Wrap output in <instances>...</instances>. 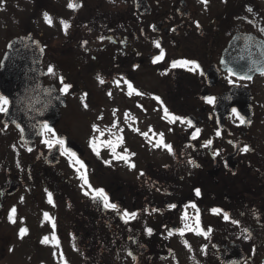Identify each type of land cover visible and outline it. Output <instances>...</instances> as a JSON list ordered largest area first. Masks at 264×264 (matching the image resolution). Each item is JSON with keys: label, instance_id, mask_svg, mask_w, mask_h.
Listing matches in <instances>:
<instances>
[{"label": "flooded vegetation", "instance_id": "af4514ba", "mask_svg": "<svg viewBox=\"0 0 264 264\" xmlns=\"http://www.w3.org/2000/svg\"><path fill=\"white\" fill-rule=\"evenodd\" d=\"M71 2L81 6L0 0V66L13 39L32 35L44 49L45 84L65 98L55 136L44 130L29 145L0 112V264H41L45 256L51 264H264V0ZM61 21L70 25L67 32ZM229 48L242 70L223 69ZM181 60L200 68L172 67ZM96 77L117 90L90 88ZM64 84L71 85L67 93ZM103 95L117 101L116 153L127 160L114 158L107 138L71 130L82 122L95 128ZM154 130L159 134L150 143ZM160 134L171 152L154 146ZM56 137L67 145L44 142ZM64 149L85 168L77 171ZM95 189L117 209L94 199ZM197 210L207 236L185 227H196Z\"/></svg>", "mask_w": 264, "mask_h": 264}, {"label": "water", "instance_id": "95a60500", "mask_svg": "<svg viewBox=\"0 0 264 264\" xmlns=\"http://www.w3.org/2000/svg\"><path fill=\"white\" fill-rule=\"evenodd\" d=\"M43 55L39 40L32 35L21 36L9 43L0 66V96L9 101L4 122L14 124L21 133V140L28 145L41 136L45 125L51 129L56 126L61 118V107L65 105V98L58 89L45 85ZM221 63L228 71L242 70L243 66L237 62V56L232 55L231 48L225 50ZM50 153H55V149Z\"/></svg>", "mask_w": 264, "mask_h": 264}, {"label": "snow or ice", "instance_id": "6c2138e0", "mask_svg": "<svg viewBox=\"0 0 264 264\" xmlns=\"http://www.w3.org/2000/svg\"><path fill=\"white\" fill-rule=\"evenodd\" d=\"M203 3L207 4L208 3V0H202ZM81 5H78V4H75L73 2H71L70 0V3L68 5L69 8H72L73 10H75L76 8L80 7ZM248 11H252L251 8L248 9ZM44 18H45V21L49 24V25H52L53 21L51 19V17L48 15V13H44ZM61 23L64 25V29L65 31L67 32V29L68 27L70 26L67 22L65 21H61ZM262 31H264V29H262ZM157 47H159V44L157 43ZM163 58V51L161 52V55L156 57L154 62L160 60ZM191 66V67H188V66ZM172 67L173 68H176V67H188V70L189 71H192V72H195L197 71L199 68H200V65L195 62V61H190V60H181V61H174L173 64H172ZM230 72H232V69H229ZM49 73H52L54 74V69L53 68H49ZM235 74V73H233ZM261 74H264V71H262ZM241 79H251L250 76H241L240 77ZM101 83H103L104 81L103 80H100ZM231 82V81H230ZM61 83L63 84L64 81H63V78L61 77ZM119 83V82H117ZM131 84H129V88H131ZM71 88V85L70 84H64V87L62 88V91L67 93V91ZM137 94H140V93H137ZM159 99V98H157ZM215 97H207L206 100L209 104H215ZM9 101L7 100V98L5 97H2L0 96V112H7V105H8ZM85 107H87V105L85 104ZM165 114L166 116L168 115V112H167V109L165 108ZM234 115L237 117V119H239L240 123L241 124H244L246 121H245V118L243 115L240 114V112L237 110V109H233L232 110ZM176 120H181V122H186L189 124V126H192V122L190 120L188 121H184L183 118L181 117H176V116H173L172 117V122H175ZM45 127V130L48 131V132H53V130L51 128H49L47 125L44 126ZM95 127V126H94ZM98 130V129H97ZM138 131V130H137ZM200 133V129H196V133L193 135V139H196L197 136L199 135ZM143 135L147 136L146 133H144ZM217 135H220V133L218 132ZM53 136H55V133L53 132ZM46 144H48L49 147H52L54 144H59L61 146L64 145V141L58 137H56L54 140H45L44 141ZM122 142V137L121 138H118L117 141L113 142V141H108L107 144L108 146L112 149V152H113V155H114V158L115 159H125L127 160V156H121L119 154L116 153V146L118 143ZM212 144V141L209 140L207 141L206 145L205 146H209ZM160 145H163L164 147H166L170 152L172 151L171 149V146L170 145H166L164 144V140H163V134H160V140L159 142L154 145V146H160ZM92 147H93V150L97 152V155H99V151L97 150V146H96V142L95 140L92 141ZM244 152H247L249 151V148L247 146H245L243 149H242ZM64 152L66 155H68L71 159L74 160V162L76 164H79L80 165V168L77 169V171H80V169H83L85 168V165L83 163V161H80L78 159V157H76V153L74 152H71L69 151L68 149H64ZM219 153L217 152L216 155H218ZM106 163H110V162H106ZM132 167H135V165H131ZM194 166H198V165H194ZM81 179L84 180L85 184H88V180H87V176L86 174H82L81 175ZM89 187H91L89 185ZM95 192V196H94V199L97 198V197H100L103 199V203H104V207L105 208H110V209H117V205L114 204V203H111L107 197V194L104 193V190L103 189H95L94 190ZM86 195L88 193H85ZM196 194L199 196L200 195V192L199 190L197 189L196 190ZM49 201L51 202V193H49ZM172 207H175L174 205ZM193 208H195L196 206L193 204L192 205ZM214 213H220L222 210L221 209H213L212 210ZM16 214V209L15 208H12L11 209V215H10V219L12 220L13 223H15V220L13 219V217L15 216ZM46 217H47V214H45ZM124 215L126 217H131V218H135L136 216V213H128L127 211L124 212ZM185 217L187 218V213H185ZM224 218L225 219H229L228 215L225 213L224 214ZM233 223H238V221H232ZM195 225L196 227H193L192 225H186V229L189 230V231H193L195 232L197 235H200V234H203L205 236H207V232H204L201 228H200V218H199V213H198V210H197V215L195 217ZM53 228H55V223H53ZM149 234L152 233V229H148L147 230ZM210 231V230H209ZM247 231V230H245ZM27 232V229H21V238H23V235L26 234ZM180 236H183L185 233H184V230H180L179 233H178ZM171 235V233H170ZM55 239V237H54ZM49 242V239L48 237H45L44 240L42 241V243H48ZM58 243V241H57ZM187 244V242H185ZM190 247V246H189Z\"/></svg>", "mask_w": 264, "mask_h": 264}, {"label": "rangeland", "instance_id": "374dc122", "mask_svg": "<svg viewBox=\"0 0 264 264\" xmlns=\"http://www.w3.org/2000/svg\"><path fill=\"white\" fill-rule=\"evenodd\" d=\"M100 80H103V79H100L98 77H96L95 79H90L88 80V86H90V88H93V89H109V90H114V91L117 90V85H115V82H113L112 80H109V81L103 80L104 81L103 83H101ZM76 99H78L77 106H81V105L84 106V104L82 103L81 97H78ZM97 104L98 105H97L96 110L98 112V116L96 120L94 121L96 124L95 128L92 129L91 125L85 127L82 122L80 126L76 125L72 127L71 130L72 132H74V134L82 138L87 137L88 131H89V133L91 134V135L89 134V136L91 137H94V138L100 137L105 140L107 138L108 141L111 140L115 142V140H117V101L109 102L108 97L106 98L103 95L99 99V102ZM158 134L159 133L156 130L150 132L149 137L152 139L150 143H153V141L156 140V137ZM137 142L141 144L140 141H137ZM8 152L10 153L13 152L12 144L9 145ZM116 152H117V146H116ZM51 262H52V259L50 258V256H45L43 257L41 264H51Z\"/></svg>", "mask_w": 264, "mask_h": 264}]
</instances>
